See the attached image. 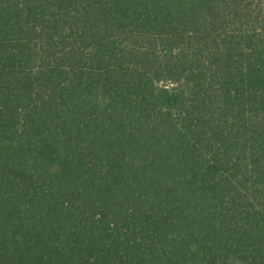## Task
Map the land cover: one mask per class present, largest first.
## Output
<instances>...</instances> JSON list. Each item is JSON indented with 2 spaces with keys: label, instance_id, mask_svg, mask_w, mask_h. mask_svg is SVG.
Listing matches in <instances>:
<instances>
[{
  "label": "trees",
  "instance_id": "1",
  "mask_svg": "<svg viewBox=\"0 0 264 264\" xmlns=\"http://www.w3.org/2000/svg\"><path fill=\"white\" fill-rule=\"evenodd\" d=\"M0 264H264V0H0Z\"/></svg>",
  "mask_w": 264,
  "mask_h": 264
}]
</instances>
